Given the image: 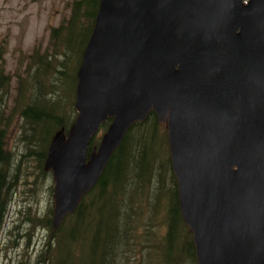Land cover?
<instances>
[{
    "label": "water",
    "instance_id": "95a60500",
    "mask_svg": "<svg viewBox=\"0 0 264 264\" xmlns=\"http://www.w3.org/2000/svg\"><path fill=\"white\" fill-rule=\"evenodd\" d=\"M76 79L44 163L54 228L153 111L197 264H264V0H99Z\"/></svg>",
    "mask_w": 264,
    "mask_h": 264
},
{
    "label": "trees",
    "instance_id": "16d2710c",
    "mask_svg": "<svg viewBox=\"0 0 264 264\" xmlns=\"http://www.w3.org/2000/svg\"><path fill=\"white\" fill-rule=\"evenodd\" d=\"M98 2L99 0H75L71 4L69 17L50 30L47 50L44 53L35 50L31 56L27 67L29 77L20 78L12 110L6 115L4 110H0V227L13 190L18 182H24L19 177L28 162L34 168L35 187L47 175L52 177L51 171L44 169L47 150L55 132L62 128L66 132L75 120L76 112L72 106L77 82L76 71L93 28ZM9 87L10 77L1 70L0 108L1 103H5L4 94ZM110 121L111 119H107L100 125L98 133L90 140L88 153L98 147L99 134L106 131ZM12 125L19 128L16 135L25 147L19 156L14 155L10 146ZM14 157L18 158V162ZM125 169L127 175L124 174ZM126 178L129 182H122ZM154 179L157 180L156 186L153 185ZM167 182L171 186L164 188ZM152 187L156 189L153 191ZM49 192L53 196L52 186ZM170 194L171 197L174 196V202L168 209ZM151 197H154L155 203H150ZM115 202H124L125 212L113 211L112 203ZM136 204L145 209L161 211L164 233L159 235L155 231L157 226H154L147 233L148 238H151L149 242L143 240L130 245L128 234L132 228L128 218ZM114 215L121 216L124 223L119 231L112 232L109 236L107 232L112 223L104 224L103 217L110 218ZM145 215L144 219H147L151 214ZM29 223L32 227L37 225L48 230L49 234L47 241L37 252L36 263L43 258L41 264H127V254L138 251L141 258L146 256L148 261L157 260L161 264L164 260H161L160 249L166 244L169 251V243L174 239L178 241L179 247L167 258L171 259L169 264H185V259L188 264H197L192 233L180 214L167 130L164 124L157 121L153 111L142 122L131 125L94 187L85 193L76 209L66 215L58 227H53V207L49 217L39 220L35 216L29 219ZM31 235V232L27 234L28 238ZM186 241L190 244V252L185 251ZM117 255L120 257L118 263Z\"/></svg>",
    "mask_w": 264,
    "mask_h": 264
},
{
    "label": "rangeland",
    "instance_id": "374dc122",
    "mask_svg": "<svg viewBox=\"0 0 264 264\" xmlns=\"http://www.w3.org/2000/svg\"><path fill=\"white\" fill-rule=\"evenodd\" d=\"M74 1L0 0V71L3 70V73L10 77V87L8 92L4 94L5 103L2 102L0 108V110L5 111V115L12 110L20 78L28 79L29 77L27 67L31 56L35 50H38L39 53H44L47 50L50 44V30L58 27L69 17L71 4ZM72 108L76 112L74 106ZM69 113L72 115L71 110H69ZM18 130L19 128L17 129L16 125H12L10 128V146L15 156H19L25 148L16 135ZM102 134V132L99 134L100 138ZM133 150H131V153H133ZM14 158L15 161L18 160V158ZM29 164H31L30 167L26 168ZM126 172L127 169H125L124 174ZM19 179H24V182H18L13 190L7 213L0 227V264H20V262H24V264H41L43 258L38 261L40 263H36L37 252L40 251L42 244L47 241L48 230L37 227V225L32 227L29 219L36 216L40 220L50 216V209L51 207L54 208V202L49 188L50 186L54 187V181L51 176L47 175V178L37 183V187H35L34 168L31 162L25 165ZM156 181L154 179V186L157 185ZM122 182L129 181L126 178ZM122 182L120 184H123ZM165 186L166 188L171 186L170 182L165 183L164 188ZM152 188L153 191L156 189L155 187ZM173 202L174 196L171 197L170 194L167 203L168 209L169 206L173 205ZM150 203H155L154 197H151ZM112 205L113 211L121 210L125 212L124 202H115ZM145 214L147 216L151 215L149 218L144 219ZM161 218L162 213L159 212V209L155 211L153 208L145 209V207H139V204L134 205L128 218L132 228L128 234L130 245L143 240L149 242L151 238H148L147 233L151 232L154 226H157L155 231L162 235L164 228L162 227ZM107 222L112 223L109 232H107L109 236L112 232L119 231L124 223L121 216L118 217L117 215L110 218L103 217V223L106 224ZM30 232L32 235L28 238L27 234ZM171 241L169 251L166 244L159 251L161 260H164L161 264H169L171 259L167 258L171 257L179 247L177 240L172 239ZM186 242L185 251L190 252V244L188 241ZM139 255L140 252L138 251L134 253L130 251L126 256L127 264H130V261L132 264H137V262H139L138 264H158L159 262L157 260H155L156 263L154 260L148 261L147 258L145 259L146 256L141 258ZM116 261L117 263L120 261L119 255H117ZM185 262L188 264L187 259H185Z\"/></svg>",
    "mask_w": 264,
    "mask_h": 264
}]
</instances>
